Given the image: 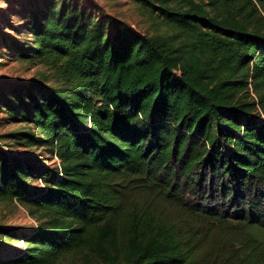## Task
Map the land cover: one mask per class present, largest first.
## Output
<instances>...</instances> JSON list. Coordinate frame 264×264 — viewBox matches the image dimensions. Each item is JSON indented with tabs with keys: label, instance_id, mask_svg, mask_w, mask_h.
Listing matches in <instances>:
<instances>
[{
	"label": "trees",
	"instance_id": "trees-1",
	"mask_svg": "<svg viewBox=\"0 0 264 264\" xmlns=\"http://www.w3.org/2000/svg\"><path fill=\"white\" fill-rule=\"evenodd\" d=\"M136 1L182 47L75 1L27 17L33 46L17 57L50 67L59 86L10 88L0 106L33 129L17 133L25 146L49 156L0 148V202L47 219L0 226V264H61L78 252L106 264L207 263L188 230L155 216L159 201L264 232V0H210L233 9L224 18L193 0ZM254 256L248 264H264Z\"/></svg>",
	"mask_w": 264,
	"mask_h": 264
},
{
	"label": "rangeland",
	"instance_id": "rangeland-1",
	"mask_svg": "<svg viewBox=\"0 0 264 264\" xmlns=\"http://www.w3.org/2000/svg\"><path fill=\"white\" fill-rule=\"evenodd\" d=\"M61 1L63 0H0V99L7 96L9 102L10 88H17L23 92L24 87L33 89L28 86L37 83L51 87L59 86L55 72L50 67L37 63L34 59H19L17 56L21 49L33 46L32 37L26 25L27 17L33 10H43L52 3L59 5ZM68 1H75L81 7L93 11L94 14L105 13L119 18L148 36L164 38L172 48L182 47L181 35L168 28L164 21L152 14L148 5L143 2L136 0ZM193 1L201 5L210 16L230 17V13L233 12L231 7L221 8L218 2L209 4L210 0ZM157 5L189 7L187 0H159ZM259 10L262 15L264 10ZM246 13L245 10L242 14ZM21 99L26 100L24 96ZM24 131H33V129L29 124L11 120L4 107L0 106V148L36 154L42 158L48 157L49 154L42 147L25 146L26 140L17 134ZM15 137L18 138L15 139ZM51 162L58 163V160L52 159ZM154 207L156 217L160 214L166 216L170 221L178 224L182 230L189 231L187 236L192 251L200 253L208 249L211 252L210 256L207 255L210 258L207 263L201 259L206 255L199 257L200 264H248L246 258L250 253H254L256 257L264 253V232L257 228H245L233 222L219 226L174 208L164 201L157 202ZM41 215L40 212L32 215L30 209L18 201L0 202V226L36 227L40 221L47 219V217L41 218ZM13 245L23 247V242H13ZM86 259L87 261L84 262L83 254L78 252L67 256L61 264H106L92 256Z\"/></svg>",
	"mask_w": 264,
	"mask_h": 264
}]
</instances>
